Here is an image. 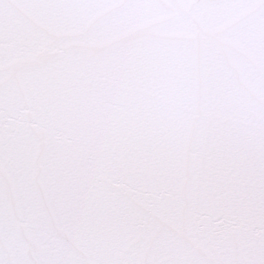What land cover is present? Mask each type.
I'll return each mask as SVG.
<instances>
[{
  "label": "snow or ice",
  "instance_id": "obj_1",
  "mask_svg": "<svg viewBox=\"0 0 264 264\" xmlns=\"http://www.w3.org/2000/svg\"><path fill=\"white\" fill-rule=\"evenodd\" d=\"M0 264H264V0H0Z\"/></svg>",
  "mask_w": 264,
  "mask_h": 264
}]
</instances>
